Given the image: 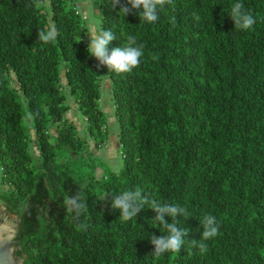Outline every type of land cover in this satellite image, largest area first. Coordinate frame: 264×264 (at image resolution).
Listing matches in <instances>:
<instances>
[{
    "label": "trees",
    "instance_id": "obj_1",
    "mask_svg": "<svg viewBox=\"0 0 264 264\" xmlns=\"http://www.w3.org/2000/svg\"><path fill=\"white\" fill-rule=\"evenodd\" d=\"M47 1L0 0V209L16 216L22 264H264V0H239L255 20L244 31L230 16L238 0H171L153 23L97 0L110 49L143 45L138 67L108 71L122 167L101 178L63 89L98 149L102 76L74 0ZM53 24L57 39L38 41ZM136 188L191 214L178 217L189 230L178 254L153 255L151 237L167 232L147 206L128 221L111 208ZM81 190L77 217L64 200ZM209 214L218 235L201 253L189 243Z\"/></svg>",
    "mask_w": 264,
    "mask_h": 264
},
{
    "label": "clouds",
    "instance_id": "obj_2",
    "mask_svg": "<svg viewBox=\"0 0 264 264\" xmlns=\"http://www.w3.org/2000/svg\"><path fill=\"white\" fill-rule=\"evenodd\" d=\"M92 4V0H86ZM171 0H112L113 7L119 6V13L127 16L139 10L140 17L146 23H153L158 19V9L162 8ZM231 21L234 28L239 30H250L255 23L252 14L245 10L242 3L236 2L230 10ZM175 21V17L172 18ZM59 32L55 25H49L47 31L41 30L37 33L38 41L49 43L57 39ZM88 37L87 52L88 55L98 61V67H105L108 71L117 73H128L139 66L143 55V45H138L135 36H129L124 46L109 48L110 43L116 40L111 30L93 28ZM2 171V170H0ZM107 197H109L106 194ZM105 196V197H106ZM110 198V197H109ZM67 213L75 212L79 217L82 212H86L87 204L83 190L78 191L73 196H66L64 200ZM111 208L119 210V216L125 221L136 218L145 206L155 213L153 221L158 223L167 232V235L152 236L151 244L153 246V255L161 256L165 253H179L186 243V237L189 230L185 227H179L178 217H190L186 207L178 204L162 203L153 198L150 193L143 192L142 189L125 190L119 195L111 197ZM171 218V222H169ZM202 225L201 239L199 241L188 242L192 246L199 248L200 252L207 251V245L204 241L210 240L218 235L219 225L216 218L212 215H205L200 222ZM80 227H83L81 224Z\"/></svg>",
    "mask_w": 264,
    "mask_h": 264
},
{
    "label": "rangeland",
    "instance_id": "obj_3",
    "mask_svg": "<svg viewBox=\"0 0 264 264\" xmlns=\"http://www.w3.org/2000/svg\"><path fill=\"white\" fill-rule=\"evenodd\" d=\"M79 10L80 13H82L84 18V25L87 30V34L84 37V43L88 44V37L87 35L93 28H97L99 24V17H98V1L92 0V4H88L86 0H74L73 3ZM44 6L48 7V1L44 0ZM96 69L102 76V82H101V101H100V107L104 113L106 126L108 128L109 132V139L106 143H104L100 148H95L93 145V142L90 140V138L87 137L86 131H85V119L77 112L76 107L71 100V98L68 96L67 89L64 88L63 91L67 96V104L69 106V111L67 113L68 118L75 124L78 134L80 137H86L87 144L89 146L91 155L93 157H96L101 165L97 167V177L101 178L103 176V167H108L112 171L117 172L122 167V159L120 155L118 154V126L115 120L114 116V110H113V103L111 101L110 97V80L108 77V69L105 67H98V61L94 59ZM30 153L36 156V150L34 145L30 146ZM1 179V175H0ZM5 187L1 185L0 182V190H3ZM1 210V209H0ZM7 217H13L16 219V216L14 215H6L4 214V218Z\"/></svg>",
    "mask_w": 264,
    "mask_h": 264
},
{
    "label": "water",
    "instance_id": "obj_4",
    "mask_svg": "<svg viewBox=\"0 0 264 264\" xmlns=\"http://www.w3.org/2000/svg\"><path fill=\"white\" fill-rule=\"evenodd\" d=\"M0 264H22L18 239V222L13 217L4 218L0 210Z\"/></svg>",
    "mask_w": 264,
    "mask_h": 264
}]
</instances>
